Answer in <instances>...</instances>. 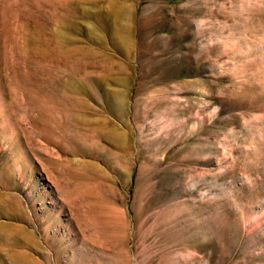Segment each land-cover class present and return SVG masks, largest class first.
<instances>
[{
    "label": "rangeland",
    "instance_id": "obj_1",
    "mask_svg": "<svg viewBox=\"0 0 264 264\" xmlns=\"http://www.w3.org/2000/svg\"><path fill=\"white\" fill-rule=\"evenodd\" d=\"M0 264H264V0H0Z\"/></svg>",
    "mask_w": 264,
    "mask_h": 264
}]
</instances>
